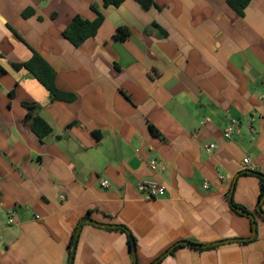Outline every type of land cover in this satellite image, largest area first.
Masks as SVG:
<instances>
[{
  "label": "crops",
  "instance_id": "crops-1",
  "mask_svg": "<svg viewBox=\"0 0 264 264\" xmlns=\"http://www.w3.org/2000/svg\"><path fill=\"white\" fill-rule=\"evenodd\" d=\"M99 14L80 45L63 35ZM34 52L72 99L15 66ZM0 68V264H69L81 221L72 264H264V0H0Z\"/></svg>",
  "mask_w": 264,
  "mask_h": 264
},
{
  "label": "trees",
  "instance_id": "trees-1",
  "mask_svg": "<svg viewBox=\"0 0 264 264\" xmlns=\"http://www.w3.org/2000/svg\"><path fill=\"white\" fill-rule=\"evenodd\" d=\"M123 1L125 0H103V3H104V6H110V5L119 6L120 4L123 3ZM137 1L145 9H148L154 5V0H137ZM248 2L249 0H229V3L231 4V6L235 8L239 13H243V10ZM102 21H103V16L101 14H99L98 17L93 21L85 19L81 15H76L74 16L70 24H68L62 29V33L67 39H69L75 45H80L83 41H85L89 37H92L93 35L96 34ZM129 36H130V30L127 27L125 26L118 27L117 33L115 35L117 39L125 40ZM15 66L19 69L25 68L36 79H38L49 90L50 95H51V100H57V99L70 100L74 97L73 94L62 92L57 88L55 84L54 69L37 52H34L32 57L28 61L16 63ZM0 71L3 72L4 70L0 68ZM25 107L28 110L25 119L27 123L29 124V126L31 127V129L40 138H44L48 136L49 134H51L52 133L51 125L46 120H44L41 116H39L36 112L39 106L36 103H25ZM154 130L156 133H158L156 129ZM263 194H264V183H262V190H261L260 196L262 197ZM231 205L235 211H237V208H242L246 210L245 207L240 206L233 201ZM261 213H263L262 210H261ZM130 240L132 244L131 237H130ZM190 245L196 246L193 243H191Z\"/></svg>",
  "mask_w": 264,
  "mask_h": 264
},
{
  "label": "built area",
  "instance_id": "built-area-1",
  "mask_svg": "<svg viewBox=\"0 0 264 264\" xmlns=\"http://www.w3.org/2000/svg\"><path fill=\"white\" fill-rule=\"evenodd\" d=\"M261 101L264 102V95H261L260 97ZM237 125V120L236 119H231L228 124L225 126L224 129V137L225 138H231L232 134L234 133V130L236 128ZM215 147V144H211L210 146H208L207 150L210 151L211 149H213ZM250 161L249 158H244V163L248 164ZM158 164L157 159L155 158H151L149 160V166L151 167V169H156ZM103 185L107 186L108 185V181L104 180L103 181ZM205 187H208V184L205 183L204 184ZM137 189L139 192H141L142 194L149 196L151 198H155V197H159L165 194L166 188L162 183H159L157 181H140L137 184ZM12 220H10L11 222Z\"/></svg>",
  "mask_w": 264,
  "mask_h": 264
},
{
  "label": "water",
  "instance_id": "water-1",
  "mask_svg": "<svg viewBox=\"0 0 264 264\" xmlns=\"http://www.w3.org/2000/svg\"><path fill=\"white\" fill-rule=\"evenodd\" d=\"M231 195H232V191H231V194H230V198H231ZM237 211L240 212V213H242V214H244V215H246V216H248L251 219L252 236L250 238H253L255 236V233H256V230H257L255 213L254 212L251 213V212L246 211V210H244L242 208H237ZM256 211L259 213L260 212L259 208H257ZM260 214L263 215V213H261V212H260ZM84 221H89V222H92V223H95V224H98V225H103V226H116L115 224H103V223L95 222L93 220H84ZM82 223H83V221L79 222L78 227H77L76 234L74 236V242H73L72 248H71V258H70V263L69 264H72V262H73V254H74V251H75L76 241H77V238H78V235H79V230H80V227H81ZM246 239L247 238H234V239H227V240L218 241V242H214V243H210V244H204V245L195 244V245H197V246H209V245H217V244H221V243H226V242H229V241H232V240L242 241V240H246ZM185 243L191 244L192 242L185 241ZM131 251H132L133 260L135 261L136 253H135V244H134V241L133 240H132V250Z\"/></svg>",
  "mask_w": 264,
  "mask_h": 264
}]
</instances>
